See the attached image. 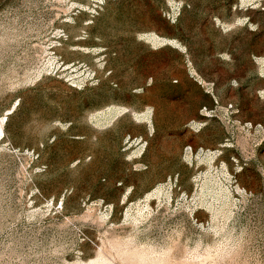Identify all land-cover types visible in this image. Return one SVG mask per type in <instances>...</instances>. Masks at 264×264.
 <instances>
[{
  "label": "rangeland",
  "instance_id": "374dc122",
  "mask_svg": "<svg viewBox=\"0 0 264 264\" xmlns=\"http://www.w3.org/2000/svg\"><path fill=\"white\" fill-rule=\"evenodd\" d=\"M0 122V264H264V0H0Z\"/></svg>",
  "mask_w": 264,
  "mask_h": 264
},
{
  "label": "bare ground",
  "instance_id": "6f19581e",
  "mask_svg": "<svg viewBox=\"0 0 264 264\" xmlns=\"http://www.w3.org/2000/svg\"><path fill=\"white\" fill-rule=\"evenodd\" d=\"M150 40L152 41V42H154L155 41V38L153 37V38H150ZM115 112H114V110L113 109H111V110H109L108 112H106V116L105 117H108V116H110V115H113ZM0 134H3V122H0ZM202 152H204V154H205V156H204V159L205 160H207L208 162H212L214 159H215V157L217 156V154H214V153H212V151H207V152H205L204 150H202ZM215 152H220V151H215ZM212 153V154H211ZM191 154H192V152H191ZM203 159V160H204ZM160 189H158L157 191H156V194H159L160 193ZM238 191H241L240 189H238Z\"/></svg>",
  "mask_w": 264,
  "mask_h": 264
}]
</instances>
